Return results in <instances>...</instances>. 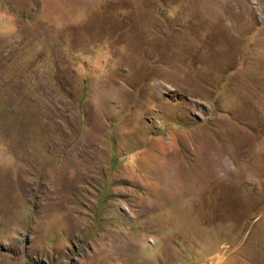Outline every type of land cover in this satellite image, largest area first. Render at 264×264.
Here are the masks:
<instances>
[{"label": "rangeland", "instance_id": "374dc122", "mask_svg": "<svg viewBox=\"0 0 264 264\" xmlns=\"http://www.w3.org/2000/svg\"><path fill=\"white\" fill-rule=\"evenodd\" d=\"M0 264H264V0H0Z\"/></svg>", "mask_w": 264, "mask_h": 264}]
</instances>
